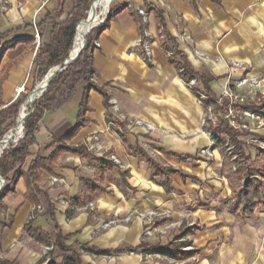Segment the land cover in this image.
Segmentation results:
<instances>
[{
    "label": "crops",
    "instance_id": "crops-1",
    "mask_svg": "<svg viewBox=\"0 0 264 264\" xmlns=\"http://www.w3.org/2000/svg\"><path fill=\"white\" fill-rule=\"evenodd\" d=\"M127 1L117 0L114 6L124 7ZM132 1L161 12L166 30L175 38L186 62L205 80L204 88L210 96L219 98L228 82L244 75L264 77V0ZM60 2L63 0H22L18 8L16 0H8L7 12L0 13V110L18 99L15 88L26 81L31 86L34 80L35 44L16 41L32 38L34 16L40 22ZM71 4L72 0H64L66 13ZM147 12V23L141 25L137 14L125 7L97 34L99 46L91 54L95 74L90 82L108 98H114L122 113L151 124L154 130L129 129L121 123L108 126L102 94L87 89L84 82L78 83L70 102L42 115L35 143L21 167L25 175L38 159L49 161L47 170H36L37 203L26 198L23 175L0 200V264H43L46 246L30 232H43L51 240L57 231L68 237L66 245L110 252H80L81 264H171L175 260L165 256L158 260L152 257L147 263L142 260L148 246L169 243H187L181 250L189 256L178 260L183 264H223L224 260V264H245V258L237 262L236 252L212 255L217 236L209 228L219 223L220 202L236 217L232 206L234 192L242 188L241 180L236 175L235 188L227 177H221L222 159L217 151L209 161L197 157L198 150L208 144L200 124L203 108L163 48L154 47L152 61L147 64L135 51L134 44L143 29L151 34L159 30L154 11ZM50 30L51 26H46L44 41H48ZM181 34L184 41L177 39ZM243 91L261 103L259 114L264 118V78L258 88L246 87ZM84 98L79 128L62 141L80 122ZM257 134L264 136V130ZM94 136L103 147L101 153L86 152ZM140 151L163 168L177 171L167 188L161 185L160 177L152 176ZM99 159L113 165L104 167ZM54 176L64 179L65 185L51 187L49 181ZM260 181L262 202L264 177ZM57 201H70L71 205L64 208ZM153 210L170 213L176 220L181 218L184 223L178 231L192 229L193 234L186 233L175 241L143 240L144 223L137 218L124 221L132 213ZM111 222L116 223L105 226ZM52 257L61 262L58 251L54 250Z\"/></svg>",
    "mask_w": 264,
    "mask_h": 264
},
{
    "label": "trees",
    "instance_id": "trees-1",
    "mask_svg": "<svg viewBox=\"0 0 264 264\" xmlns=\"http://www.w3.org/2000/svg\"><path fill=\"white\" fill-rule=\"evenodd\" d=\"M92 2L93 0H72L71 7L66 13L63 9V0L53 13L46 14L43 19L37 23L40 40L39 45L35 50L33 59L34 80L30 86L31 91L34 89V86L46 76L50 69L60 65L67 58L69 51L72 48L75 27L81 20L84 21L78 25L77 30L87 23L88 19L86 17V13ZM124 8L125 6H112L104 24L99 28L92 29L90 34L85 36V46L77 59L66 65L62 71L57 73L49 81L48 86L42 95L34 101L32 106L33 111L25 118L23 123L24 135L22 139L15 145H9V147L3 150L0 154V177L4 180V187L0 192V200L11 190L16 178L23 175L21 173V167L25 158L29 154V147L35 143V133L42 115L46 112L58 110L70 102L76 94L78 83L84 82L87 85V89H94L102 94L104 97L105 107L108 109L109 98L101 89L92 85L89 80L90 77H93L95 74L91 61L92 44L97 34L104 29L108 22ZM144 8L146 11L149 9L154 11L159 30L164 33L166 38V45L163 47V50L171 51L173 53L175 61L169 59V62L177 72L180 69L182 70V72L178 73V75L183 83H188V81L192 78L200 81L202 91L208 97L206 100L200 101L203 110L205 111L208 107H211L214 112L222 111L226 101L222 100V107L217 106V104L213 101V99L215 100L217 98L210 96V94L205 90L204 86L206 84L203 77L191 68L185 60V55L178 50L175 38H173L165 28L161 12L146 4ZM48 25L51 26L49 39L48 41H44L42 39V35ZM83 40L81 42L80 49L82 47ZM18 42L33 44L34 38H22L21 40L16 41V43ZM190 91L194 97H199L198 93L193 90ZM22 102V100H15L0 110V140H2L3 136L16 125L15 120ZM85 103L86 99L84 98L80 107V122L69 134L61 139L62 141L71 138L79 128V124L82 122V113L85 111ZM242 107L256 112L257 115L261 117L259 114L262 107L261 103L258 104L256 101L249 102ZM205 129L210 131L212 134L218 135L216 138V145L220 144L222 139L228 138L232 142L236 152H238V160L242 162L244 166L237 167L235 173L237 175V179L244 182V187L239 188L234 192L235 204L232 206V212L238 218L247 216L253 217L255 210L262 204V202H260V196L262 194L263 184L260 179L264 177V169L259 168L251 161L250 156L244 150L245 142L243 138L246 135H252L259 141L264 142V136H259L258 134L247 131L234 130L228 125L227 121L222 119L219 120L217 127H212L211 124H207ZM256 149L259 152L258 155L264 157V151L260 150L258 147H256ZM138 154L152 170V176L160 177L161 185L167 188L172 181V176L175 175L177 171L163 168L147 157V155L142 151ZM166 155L169 158L179 160V157L177 156ZM98 162L104 167H111L113 165L111 162L105 161L104 159H99ZM47 164H49L48 160L38 159L32 164V167L28 169V174L23 175L26 186V198L32 203H37V189L35 184L38 180V174L36 173V170H47ZM186 233L192 235V229L186 230L185 233L179 230L174 239L178 240L183 235H186ZM30 234L34 235L45 246L53 247V250L49 253L50 259L47 264H81L80 252H88L95 255H108L110 253L109 251L94 250L80 244H76L75 246L66 245L65 241L68 237L62 236L59 231H57L56 235L51 240L43 232H30ZM38 235H40V237H38ZM186 244L187 243L176 245L169 243L164 245L157 244L155 246H148L146 253L169 257L173 260H183L189 256L188 252L181 250V248ZM54 250L58 251V255L61 256L60 263H57L52 257V252ZM131 251L135 252L137 249H133Z\"/></svg>",
    "mask_w": 264,
    "mask_h": 264
},
{
    "label": "built area",
    "instance_id": "built-area-1",
    "mask_svg": "<svg viewBox=\"0 0 264 264\" xmlns=\"http://www.w3.org/2000/svg\"><path fill=\"white\" fill-rule=\"evenodd\" d=\"M17 7H21V1L16 0ZM7 0H0V10L1 11H7ZM127 9L132 10L134 13L137 14L139 17V23L141 25H145L148 20V12L146 9L140 5L135 4L132 0H128L126 2ZM38 13V11H37ZM107 18V17H106ZM102 20L101 22H103ZM32 28H33V35L32 37L34 38V44H35V50L37 49L39 45V32L37 28V22L35 20V16L32 19ZM177 39L179 41H184L185 38L184 36L178 35ZM166 45V38L164 33L161 30H157L155 34H151L147 30L143 29L140 33V36L136 40L134 44V49L135 51L139 54L141 60L144 63H151L152 61V53L154 47H160L163 48ZM99 46L97 38L93 41L92 44V51ZM194 55H199V53L196 50H193ZM165 56L170 59L175 61L173 57V53L171 51H165ZM236 67V64L233 65ZM182 70H178V73H181ZM264 77L258 75V76H247L244 75L238 80L232 82V83H227L225 88L222 90L221 96L217 99H213V101L217 104V106L222 107V100L226 101V104L224 106V109L222 111L214 112L212 111L211 107H208L205 112H204V117L201 121V125L204 128V134L206 135L208 139V144L206 147L200 148L197 153L198 158H204V159H211L212 158V148L216 146V138L218 135L212 134L210 131H207L205 127L207 124H211L212 127H217L219 120H225L227 121L228 125L233 128L234 130H242V131H247V132H252L250 129V123L252 125L254 124L255 129H261L264 128V119L257 115L256 112L243 108L245 104L249 102H254L255 97L254 96H245L241 93V91L246 88V87H251V88H258L260 83L262 82ZM92 81V77L89 79ZM25 83L22 86H19L15 88V95L19 96L21 93L25 91L24 88ZM186 87L189 90H193L194 92L198 93V98H196L197 102L200 103V101L206 100L208 97L205 95V93L202 91V88L198 82L197 79L192 78L188 81V83L185 84ZM106 122L108 126H114L115 123H121L125 124L129 129H134V128H142L146 132H152L154 130V126H152L149 123H146L142 120L135 119V118H129L128 115L124 114L121 112L120 107L116 100L114 98H109L108 99V109H107V114H106ZM22 136H20L17 139L12 140L13 142L12 145L17 144L19 139ZM93 143L89 144L86 147V152L89 153H101L103 151V147L99 144L97 136H94L93 138ZM228 141L229 139L226 138ZM252 143H255V147H258L260 150L264 151V142L259 141L257 138L254 140H250ZM10 143V142H9ZM9 143L4 146V148L1 150H5L9 147ZM227 150L232 154L234 157L235 161V168L234 170L236 171V168L239 166H244L242 162L238 160V152H236L233 144H227ZM257 150V149H256ZM258 152V151H257ZM259 154V152H258ZM108 159L115 164H119L118 160L114 156H109ZM234 171V172H235ZM50 186L54 185H65V181L62 178L59 177H51L49 181ZM242 188L244 187V182L241 181ZM57 205L68 207L71 205L70 201H57ZM89 209H93V205L90 203L88 205ZM37 210H40V207L36 208ZM132 214H130L125 221H130ZM157 216V213L154 211H148L145 213H136L134 218H137L139 221L147 225L145 228L143 235L145 237H152L154 235V232H161V230H158L157 228H152L151 224L153 223L154 218ZM31 219V217H30ZM113 223V222H111ZM106 227L108 224L105 225ZM53 250L52 246H46L44 247L43 254L45 256V261L43 264H47L49 261V253ZM143 257L145 258L146 261H148L152 257L156 258H161V255H151V254H144Z\"/></svg>",
    "mask_w": 264,
    "mask_h": 264
},
{
    "label": "rangeland",
    "instance_id": "rangeland-1",
    "mask_svg": "<svg viewBox=\"0 0 264 264\" xmlns=\"http://www.w3.org/2000/svg\"><path fill=\"white\" fill-rule=\"evenodd\" d=\"M20 1L22 4V0ZM108 2H109V7H108V12L106 16L102 17L99 21V24H97L93 29L99 28L100 26L104 24L106 17L108 16L112 6L117 4V0H108ZM16 6H17V3H16ZM8 7H9V3L7 4V10H8ZM6 12L7 11L4 12L0 10V13H6ZM86 15L88 19V13H86ZM99 15H101L100 10L97 12V16ZM102 20L104 21L101 22ZM89 34L90 32L87 34V36ZM85 43H86V37H85ZM29 83H30L29 81L25 82V85H24L25 91L18 96L17 100L23 101L21 106L26 102L27 96H29V94L31 93ZM243 90L241 91V93L245 96H248L245 93H243L244 92ZM28 110H29V107H28ZM204 112L205 111L203 110L201 121L204 117ZM17 117L15 120V123L17 121ZM201 121H200V124H201ZM248 125H250V129L252 130V132L250 133L257 134L259 131L264 130V128L255 129L254 124L252 125V123ZM202 129L204 132L205 130L203 127ZM23 135H24V126H23L21 136L23 137ZM22 137L19 139V141L22 139ZM2 139H4V137ZM254 139H256V137L252 135H249V136L246 135L243 138L245 142L244 148L250 154L253 160V163L257 165L259 168H264V158L258 155V152L255 147V143H252L250 141ZM228 143L231 144L232 142L230 140L228 141L227 139H222V141H220V144L212 148V158L206 159V160L208 161L212 160L214 158V152L217 151L222 159L221 169H220L221 177H225V178L227 177L229 181H232L233 186L236 188L238 187V182H236L235 180L236 173L234 172L236 163L234 161V157H232L233 155L230 154V152L227 150ZM11 144H13V142L9 143V145ZM261 200L262 202H264V193L261 197ZM218 209H219L218 212L220 216L219 223L209 228V230L211 229V232L217 236V244H214L212 255L214 256V254L219 253L220 256L221 255L223 256L224 254L230 255L231 252H236L237 254H239L238 255L239 257L236 259L237 262H242V259L240 258H245L243 259L245 264H264V204L256 210L254 218L243 217L241 219H237L234 215L230 213L231 211L228 208H226L225 204H223L222 202L219 203ZM153 211L157 213V216L154 218L153 223L151 224V227L157 228L158 230H161V232L163 233L154 232V235L152 237H145L143 235V232L145 228L147 227V225L144 224L141 238L143 240L144 238L146 239L150 238L151 240L152 239L153 240H158V239L159 240H169L170 239V241H175L174 238L178 232V228L182 225V223H184V221H182L181 218H178L177 220L174 219L173 215H170V213H167V212H161L158 210H153ZM136 213H144V212H136ZM136 213L135 214L132 213L131 219L135 217ZM115 223L116 222H113L112 224H108V225H113ZM185 249H189V248H185ZM154 259L158 260V258H154ZM142 260L147 263V262H151L152 258L146 261L145 258L142 257ZM222 262L224 264L225 260ZM171 264H183V262L175 260V262H172Z\"/></svg>",
    "mask_w": 264,
    "mask_h": 264
},
{
    "label": "bare ground",
    "instance_id": "bare-ground-1",
    "mask_svg": "<svg viewBox=\"0 0 264 264\" xmlns=\"http://www.w3.org/2000/svg\"><path fill=\"white\" fill-rule=\"evenodd\" d=\"M108 7H109V2L108 0H94L92 8L89 9L88 11V21L85 25H83L81 28L77 30L78 25L83 22L82 20L76 27L75 29V34H74V39H73V44L72 48L69 51V55L71 57H75V55L78 53L80 50V45L82 40L85 38V36L89 33V30L94 28L97 24H99V21L102 17L106 16L108 12ZM101 11V15L97 16V12ZM77 30V32H76ZM85 40V39H84ZM83 40V43H84ZM83 45V44H82ZM41 87L43 88L45 86V82L40 83ZM40 92L34 95V98L39 95ZM28 97V96H27ZM33 99L32 96L29 95V98L27 101L21 106L18 117H17V123L15 125V128L4 137V146H6L9 142H11L13 139L19 138L22 135V130H23V123L25 120L26 113L28 111V103ZM3 145L0 146V152L3 149Z\"/></svg>",
    "mask_w": 264,
    "mask_h": 264
},
{
    "label": "water",
    "instance_id": "water-1",
    "mask_svg": "<svg viewBox=\"0 0 264 264\" xmlns=\"http://www.w3.org/2000/svg\"><path fill=\"white\" fill-rule=\"evenodd\" d=\"M93 2H94V0H93ZM93 2H92V4L90 5V8H89V9L92 8ZM87 13H88V12H87ZM81 21H82V20H81ZM81 21H80V22H81ZM80 22H78V24H79ZM78 24H77V25H78ZM77 25H76V27H77ZM76 27H75V29H76ZM92 29H93V28H92ZM92 29H91V30H92ZM91 30H89V32H90ZM84 46H85V40H84V43H83L81 49H80L79 52L75 55V57H71V56L68 54L67 58H66V59H65L60 65H58V66H56V67L50 69V70L48 71V73L46 74V76H45V77H44L39 83H37V84L34 86V89H33V90L31 91V93L29 94L30 96L33 97V99H32L31 101H29V103H28L29 110H28V112L26 113L25 118L28 117V116L32 113V111H33L32 106H33L34 101H35L36 99H38V98L42 95V93L46 90L49 81H50V80H51V79H52L57 73H59L60 71H62L63 68H64L66 65H68V64L72 63L73 61H75V60L77 59V57L79 56V54L81 53V51L83 50ZM43 82H45V86H44L43 88H40V87H41V86H40V85H41L40 83H43ZM38 92H40L39 95H38L37 97L34 98V95L37 94ZM28 98H29V96L27 97V99H28ZM26 101H27V100H26ZM16 123H17V122H16ZM13 129H14V127H13L10 131H12ZM3 137H5V135H4ZM4 141H5L4 139L0 140V146H2L3 144H5ZM3 148H4V145H3ZM1 153H2V151L0 152V154H1ZM3 187H4V180L0 177V192L2 191Z\"/></svg>",
    "mask_w": 264,
    "mask_h": 264
}]
</instances>
